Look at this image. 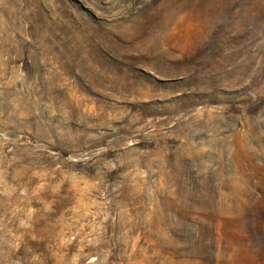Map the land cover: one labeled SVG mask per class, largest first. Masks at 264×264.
<instances>
[{
  "label": "rangeland",
  "instance_id": "rangeland-1",
  "mask_svg": "<svg viewBox=\"0 0 264 264\" xmlns=\"http://www.w3.org/2000/svg\"><path fill=\"white\" fill-rule=\"evenodd\" d=\"M0 264H264V0H0Z\"/></svg>",
  "mask_w": 264,
  "mask_h": 264
}]
</instances>
